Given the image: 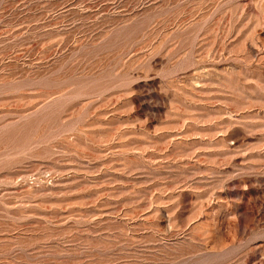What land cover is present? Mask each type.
<instances>
[{"label": "rangeland", "instance_id": "obj_1", "mask_svg": "<svg viewBox=\"0 0 264 264\" xmlns=\"http://www.w3.org/2000/svg\"><path fill=\"white\" fill-rule=\"evenodd\" d=\"M0 264H264V0H0Z\"/></svg>", "mask_w": 264, "mask_h": 264}]
</instances>
